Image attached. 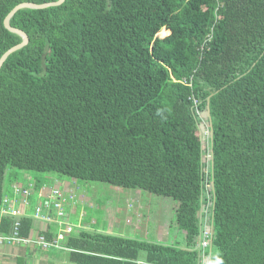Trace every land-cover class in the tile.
<instances>
[{
  "label": "trees",
  "instance_id": "trees-1",
  "mask_svg": "<svg viewBox=\"0 0 264 264\" xmlns=\"http://www.w3.org/2000/svg\"><path fill=\"white\" fill-rule=\"evenodd\" d=\"M57 1L0 0V59L22 42L5 28L10 12ZM221 2L217 21L215 0L18 11L10 25L29 42L0 68V207L9 169L169 197L182 246L82 233L72 260L137 264L144 253L148 264H198L210 183V264H264V0ZM30 227L23 220L21 236Z\"/></svg>",
  "mask_w": 264,
  "mask_h": 264
},
{
  "label": "crops",
  "instance_id": "crops-1",
  "mask_svg": "<svg viewBox=\"0 0 264 264\" xmlns=\"http://www.w3.org/2000/svg\"><path fill=\"white\" fill-rule=\"evenodd\" d=\"M9 170L11 171L6 173L8 182L6 183L5 180L4 183V201L0 207V235L11 236L13 234V228L9 233H6V219H12L14 221L13 226L17 221L22 223L23 220L29 219L31 227L27 237L22 236L28 239V242L0 244V264H76L71 257L76 250L69 243L72 239V242L75 239H80L82 233L92 236H114L150 242L148 241V237H150L151 231L145 228L142 222L143 211L137 206V204H141V196L137 202H134L136 206L133 209L137 210L135 217L133 219L128 217L126 223H122L117 219V214L109 210H106L110 218L108 217V222L105 226L99 227L96 221L86 224L81 220L82 216L78 218V222L76 223L75 220H77V216L79 215L76 212V205H79V202L76 203L74 201L73 191L77 189L78 184H63L68 181L61 182L59 179L60 175L54 173H43L45 178L40 182L39 176H43L40 173L15 169ZM72 180L76 181V179ZM19 189H27L30 191V194L27 196L23 194L18 195L16 191ZM53 190H59L60 197H55ZM128 199L124 200L128 201ZM57 204H59V208L65 213V217L62 218L64 222L62 225L35 218V209L40 206L42 213L54 218L55 221L58 212ZM81 205L85 204L81 203ZM10 208L19 211V215L17 217L12 216L8 211ZM65 223L69 227H73L75 231L65 233L64 231H67L68 228ZM171 227L168 223L160 229L157 227V230L159 229L158 238L151 242L166 245L179 244V242L171 244L168 242L171 238ZM59 234L65 236L64 240L59 242L62 249L44 248L37 243L42 237L47 241H53ZM183 235L184 239H186L184 232ZM145 261L146 256L142 253L136 263L148 264Z\"/></svg>",
  "mask_w": 264,
  "mask_h": 264
},
{
  "label": "rangeland",
  "instance_id": "rangeland-1",
  "mask_svg": "<svg viewBox=\"0 0 264 264\" xmlns=\"http://www.w3.org/2000/svg\"><path fill=\"white\" fill-rule=\"evenodd\" d=\"M200 119V135L205 153H208L210 150L209 140L211 135L206 131V128L209 127V119L206 111L202 112ZM10 171L8 170L7 173ZM44 178V175L39 176V181L41 182ZM59 179L61 182L68 181L63 184H78L77 189L73 191L74 201L76 203L79 202V205H76V212L79 214L77 220H75L76 223L78 222V218L82 216L81 220L86 224H91L96 221L99 227L105 226L109 217L106 210L112 213L115 212L117 219L122 223H126L128 217L132 219L135 217L137 210L133 209L136 206L134 202H137L138 198L142 197L141 204H136L143 211L142 222L145 228L151 231L148 241L156 240L159 235L158 230L168 223L172 226L171 238L168 242L170 244L179 242L181 246L185 243L183 231L176 224V206L178 203L172 198L154 195L142 190L118 188L107 183L74 181L64 176H59ZM7 182L8 178L6 177ZM126 198H129L128 201L124 200ZM81 203L85 205H81ZM157 227H159L158 230ZM152 233L154 234L152 235Z\"/></svg>",
  "mask_w": 264,
  "mask_h": 264
},
{
  "label": "built area",
  "instance_id": "built-area-1",
  "mask_svg": "<svg viewBox=\"0 0 264 264\" xmlns=\"http://www.w3.org/2000/svg\"><path fill=\"white\" fill-rule=\"evenodd\" d=\"M217 3V8H216V21H217V14L219 9L222 7V2L221 0H215ZM212 30L211 32L206 36V39L204 41V43L201 45L200 51L204 52L206 45L212 40ZM197 103V102H195ZM206 131L210 133L211 132L209 130V127L206 128ZM211 159V154L210 152L205 153V161L206 163H208ZM212 189V184L207 183L206 184V194L205 197L206 202L202 208V230H201V236L199 239V263L198 264H210V258H211V252L209 251V248L211 247V243L213 240V223H212V208H213V202L210 198V191ZM18 195L23 194L25 196L30 194V191L27 189H19L18 191H16ZM53 195L55 197H60V191L59 190H53ZM59 204H57V208H58V212H57V216H56V220L54 221V218H51L49 215L43 214L42 213V208L39 206L35 209V218L36 219H40L46 222H55L59 225H62L64 222L62 221V218L65 217V213L59 208ZM8 211L10 212V214L12 216L17 217L19 215V211H17L16 209H8ZM66 224V223H65ZM66 226H68L67 231H64L65 233H72L74 231L73 227H69V225L66 224ZM20 227H21V223L20 222H15L14 226H13V234L11 236H2L0 235V244L3 243H26L29 240L26 238H23L20 235ZM64 235L63 234H59L58 237L56 239H54L53 241H47L45 238H40L39 241L37 243H39L42 247L44 248H57V249H62L61 245L59 244V242L64 240Z\"/></svg>",
  "mask_w": 264,
  "mask_h": 264
},
{
  "label": "water",
  "instance_id": "water-1",
  "mask_svg": "<svg viewBox=\"0 0 264 264\" xmlns=\"http://www.w3.org/2000/svg\"><path fill=\"white\" fill-rule=\"evenodd\" d=\"M65 0H58L57 2H52V3H45V4H33V3H22L19 4L18 6H16L11 12L10 14L7 16V18L5 19L4 25L5 28L8 29L9 31H11L12 33H16L18 34L20 37H22V42L13 47L12 49L8 50L0 59V68L2 67V65L4 64V62L7 60V58L12 55L13 53H15L16 51L22 49L24 46H26L29 42V38L28 36L21 30H18L16 28H13L10 25V20L12 19V17L20 10L23 9H33V10H40V9H47L49 7H55V6H59L62 3H64ZM209 114V113H208Z\"/></svg>",
  "mask_w": 264,
  "mask_h": 264
}]
</instances>
